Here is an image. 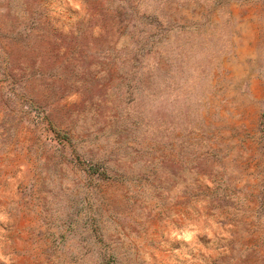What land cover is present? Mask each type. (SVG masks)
I'll list each match as a JSON object with an SVG mask.
<instances>
[{"label":"rangeland","instance_id":"obj_1","mask_svg":"<svg viewBox=\"0 0 264 264\" xmlns=\"http://www.w3.org/2000/svg\"><path fill=\"white\" fill-rule=\"evenodd\" d=\"M0 264H264V0H0Z\"/></svg>","mask_w":264,"mask_h":264}]
</instances>
